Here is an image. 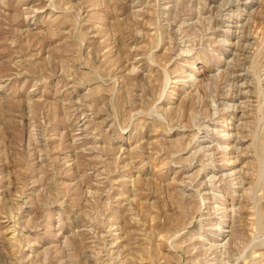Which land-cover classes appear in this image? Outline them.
Instances as JSON below:
<instances>
[{
	"label": "rangeland",
	"instance_id": "rangeland-1",
	"mask_svg": "<svg viewBox=\"0 0 264 264\" xmlns=\"http://www.w3.org/2000/svg\"><path fill=\"white\" fill-rule=\"evenodd\" d=\"M0 264H264V0H0Z\"/></svg>",
	"mask_w": 264,
	"mask_h": 264
}]
</instances>
